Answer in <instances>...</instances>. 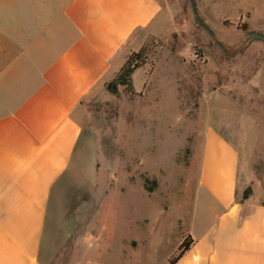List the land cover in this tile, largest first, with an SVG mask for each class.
Returning <instances> with one entry per match:
<instances>
[{
  "label": "rangeland",
  "instance_id": "1",
  "mask_svg": "<svg viewBox=\"0 0 264 264\" xmlns=\"http://www.w3.org/2000/svg\"><path fill=\"white\" fill-rule=\"evenodd\" d=\"M192 1L213 36L191 0H160L132 92L82 99L38 264H169L207 207L194 199L209 131L237 149L238 194H264V41L249 37L264 35V0Z\"/></svg>",
  "mask_w": 264,
  "mask_h": 264
},
{
  "label": "crops",
  "instance_id": "2",
  "mask_svg": "<svg viewBox=\"0 0 264 264\" xmlns=\"http://www.w3.org/2000/svg\"><path fill=\"white\" fill-rule=\"evenodd\" d=\"M160 11V0H0V264H38L80 103L141 47ZM238 168L236 147L209 131L205 192L191 198L207 207L175 264H264V194H238Z\"/></svg>",
  "mask_w": 264,
  "mask_h": 264
},
{
  "label": "trees",
  "instance_id": "3",
  "mask_svg": "<svg viewBox=\"0 0 264 264\" xmlns=\"http://www.w3.org/2000/svg\"><path fill=\"white\" fill-rule=\"evenodd\" d=\"M242 30L246 29V25L243 24L240 26ZM149 49L147 47V43L142 45L137 51L130 52L120 69L113 75V77L104 83L105 89L111 93L117 95L119 92V88L123 87L125 90L132 92V73L142 68L148 58ZM251 191L247 189L244 191L243 196L246 197ZM192 244V238L187 233L181 237V241L176 247V249L171 252L168 257L169 264H175L182 255L188 250L190 245Z\"/></svg>",
  "mask_w": 264,
  "mask_h": 264
},
{
  "label": "water",
  "instance_id": "4",
  "mask_svg": "<svg viewBox=\"0 0 264 264\" xmlns=\"http://www.w3.org/2000/svg\"><path fill=\"white\" fill-rule=\"evenodd\" d=\"M191 2H192V9H193V13L196 15V8H195V6H194V3H193V1L191 0ZM195 19H196V21L211 35V36H213V33H212V31L202 22V20L196 15L195 16ZM249 37L250 38H257V39H261V40H263L264 41V35H262V34H259V33H256V32H251L250 34H249Z\"/></svg>",
  "mask_w": 264,
  "mask_h": 264
}]
</instances>
